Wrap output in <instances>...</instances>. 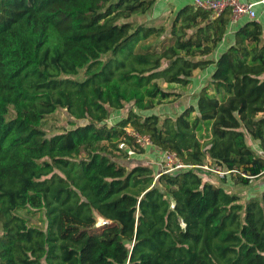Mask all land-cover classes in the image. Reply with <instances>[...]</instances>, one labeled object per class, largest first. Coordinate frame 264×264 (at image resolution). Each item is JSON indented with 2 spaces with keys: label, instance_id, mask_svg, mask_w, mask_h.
Instances as JSON below:
<instances>
[{
  "label": "trees",
  "instance_id": "1",
  "mask_svg": "<svg viewBox=\"0 0 264 264\" xmlns=\"http://www.w3.org/2000/svg\"><path fill=\"white\" fill-rule=\"evenodd\" d=\"M153 3L0 0V264H264V25L241 24L213 60L230 7L155 23ZM59 108L71 127L48 135ZM128 129L191 166L129 162L146 148ZM61 212L101 231L63 237Z\"/></svg>",
  "mask_w": 264,
  "mask_h": 264
},
{
  "label": "crops",
  "instance_id": "2",
  "mask_svg": "<svg viewBox=\"0 0 264 264\" xmlns=\"http://www.w3.org/2000/svg\"><path fill=\"white\" fill-rule=\"evenodd\" d=\"M242 2H254L253 9L255 11V19L260 21L264 25V1L261 0H241ZM193 0H154L151 8L144 15V18L153 21L155 23H166L175 14V12L186 4H192ZM247 15H243L236 20L230 21L225 36L221 42L216 46L213 52L208 56L209 58L216 60L220 52L228 46L231 41L233 32L244 22L250 20ZM213 64L204 69H195L193 71V77L191 85L187 88L186 93L177 100L178 105L188 104V101L193 95L200 89V87L207 81L210 73L213 69ZM121 115V111H116L111 114V120ZM126 148V147H125ZM162 153L155 147H146L143 153H135L130 151V158L135 161H143L146 159V163L157 165V161L161 157Z\"/></svg>",
  "mask_w": 264,
  "mask_h": 264
},
{
  "label": "rangeland",
  "instance_id": "3",
  "mask_svg": "<svg viewBox=\"0 0 264 264\" xmlns=\"http://www.w3.org/2000/svg\"><path fill=\"white\" fill-rule=\"evenodd\" d=\"M105 57H106V55H105ZM167 102L168 101L162 100V101H160V104L167 105ZM159 107H161V106H159ZM159 107H157V108H159ZM71 120H73V119L66 112V110L59 108L54 113L46 116V118L42 124V127L48 133V135H51L52 133H54V131L59 130L60 128L71 127V124H70ZM76 122L82 123V122H84V120H79ZM128 161L129 162H135V160L132 158H129ZM145 161H146V159L141 161V162H145ZM215 171L217 173H219L222 170L216 169ZM211 179L214 180L212 177H211ZM261 181H264V179H260V181L258 180L257 182H261ZM256 184H257L256 181H254L252 183L251 187L250 186L247 188L242 187L243 198L246 197L249 193L254 192L255 187L253 188V186H256ZM237 188L238 187L236 185L235 189H237ZM23 213H26V211H24ZM27 216L29 217V222L32 225H39V226L44 225V218H43V214L41 211H29L27 213ZM57 231L61 236L67 237L70 240H73V241L78 243L81 239H83L85 237H88L91 239L96 233L100 232L101 229H100V227L95 226V224L82 222L81 220L76 219L69 214L61 212L60 213V220H59V223L57 226Z\"/></svg>",
  "mask_w": 264,
  "mask_h": 264
},
{
  "label": "built area",
  "instance_id": "4",
  "mask_svg": "<svg viewBox=\"0 0 264 264\" xmlns=\"http://www.w3.org/2000/svg\"><path fill=\"white\" fill-rule=\"evenodd\" d=\"M264 1V0H261ZM193 5L202 8L204 10H211L214 15H218L222 10L227 7L231 8L232 20L247 15L251 19H255V11L253 9L254 2H242L241 0H193ZM111 119V117H110ZM128 132L133 136L135 142L141 147H147L152 145L151 140L147 134H140L133 130L128 129ZM161 172H169L174 169H179L183 167H189L191 165L184 164L177 154L170 150H165L162 152L161 157L157 161ZM226 171H220L219 174L223 175ZM101 222L106 223V220L99 218Z\"/></svg>",
  "mask_w": 264,
  "mask_h": 264
}]
</instances>
